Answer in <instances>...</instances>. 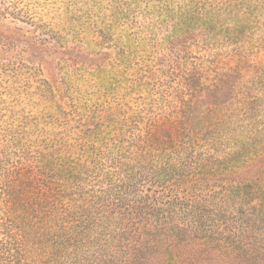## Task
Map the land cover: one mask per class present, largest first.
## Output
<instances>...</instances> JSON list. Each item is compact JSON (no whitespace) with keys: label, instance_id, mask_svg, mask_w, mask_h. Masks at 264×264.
I'll use <instances>...</instances> for the list:
<instances>
[{"label":"rangeland","instance_id":"374dc122","mask_svg":"<svg viewBox=\"0 0 264 264\" xmlns=\"http://www.w3.org/2000/svg\"><path fill=\"white\" fill-rule=\"evenodd\" d=\"M179 113L152 207L90 184L27 264H264V0H0V171Z\"/></svg>","mask_w":264,"mask_h":264},{"label":"trees","instance_id":"16d2710c","mask_svg":"<svg viewBox=\"0 0 264 264\" xmlns=\"http://www.w3.org/2000/svg\"><path fill=\"white\" fill-rule=\"evenodd\" d=\"M189 119L190 115L180 113L169 118L158 116L137 130L131 128L129 134L118 132L110 138L94 132L96 139L78 157L51 148L34 158L24 181L3 167L0 264H27L26 238L30 230L39 240L47 234L59 239L66 228L63 223L81 211L90 184L97 185L99 189L93 190L94 193L108 196L114 206L139 204L135 206L136 212L144 203L152 207L156 201L138 191L139 182L155 172L163 179L177 175L180 170L172 152L181 141L178 123L179 120L188 123ZM131 195L134 197L128 198Z\"/></svg>","mask_w":264,"mask_h":264}]
</instances>
